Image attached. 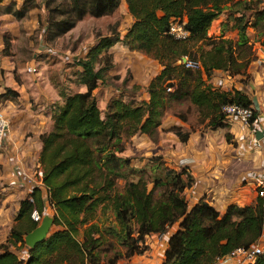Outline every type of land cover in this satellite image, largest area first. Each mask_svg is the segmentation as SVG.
<instances>
[{
	"label": "trees",
	"instance_id": "obj_1",
	"mask_svg": "<svg viewBox=\"0 0 264 264\" xmlns=\"http://www.w3.org/2000/svg\"><path fill=\"white\" fill-rule=\"evenodd\" d=\"M118 2L45 0L50 20L47 26H56L60 34L87 13L93 16L112 13ZM242 2L245 5L251 0H126L128 11L134 18L128 31L121 36L112 29L109 34L100 36L84 58L77 60L81 67L77 71V81L85 86V90L66 96L60 90L65 100L53 110L52 128L40 135L39 161L47 197L38 185H33L30 196L20 201L16 223L7 240L11 244L23 243V235L37 225L31 211L36 208L42 213L47 201L55 208L53 224L61 228L48 230L42 241L28 248L26 259L3 245L0 264H100L99 253L95 251L101 240L94 236L99 231L97 224L92 223L84 230L82 241L75 236L79 214L96 208L98 204L91 200L95 189H86L87 182L98 174L97 190L102 187L112 189L114 181L109 176L127 159L116 156L112 151L111 157L103 161L105 165L98 162L89 138L95 132L108 139L119 137L123 120L131 127L129 134L138 130L152 134L161 123L160 114L163 113L166 96L189 98L214 126L225 124L227 115L223 105L251 106L252 127L251 123L258 116L255 100L241 89L225 90L207 82L215 69L225 70L229 75L245 73L255 58L243 15L235 17L236 39L222 34L215 37L207 34L212 20L224 7L232 6L237 10V5H242ZM262 10L264 12V8ZM14 12L22 15L21 9H14ZM177 17H185L184 26L189 31L188 36L182 39L168 32L171 19ZM117 41L157 59L162 69L149 80L147 100L134 103L115 98L110 112L103 118L93 89L113 66L109 48ZM195 45L202 68L192 70L179 63L178 59L191 54ZM97 62L102 65L96 67ZM168 87L170 89L167 90ZM172 130L181 141L188 138V133L183 132L180 126H173ZM99 149L106 150V147L101 145ZM165 169V181L171 186L159 197H154L153 191L147 189L146 181L141 178L128 180L122 192L115 190L107 195L120 225L116 231L124 243L126 256L144 253L148 248L146 235L165 233L176 223L177 228L169 236L161 264H208L216 256L253 243L264 231V196L257 195L254 204L229 203L223 212L203 198L190 205L182 192L193 183V177L190 174L185 177L184 170ZM132 219L137 223L135 236L131 235ZM73 256L77 259L70 260ZM117 258L108 262L115 264ZM248 264H264V252Z\"/></svg>",
	"mask_w": 264,
	"mask_h": 264
},
{
	"label": "rangeland",
	"instance_id": "obj_2",
	"mask_svg": "<svg viewBox=\"0 0 264 264\" xmlns=\"http://www.w3.org/2000/svg\"><path fill=\"white\" fill-rule=\"evenodd\" d=\"M263 8L264 0H251L245 5L242 2V5H237V10L226 6L212 20L207 31L211 37L222 34L236 39L238 33L233 26L235 17L243 15L255 58L245 73L230 75L235 80L224 85L234 88L237 85L249 96L257 95L259 128L264 127V58L261 56L264 49ZM14 9H21L22 15L19 16ZM133 20L126 0H119L112 13L101 16L87 13L69 30L59 34L56 26H47L50 20L45 0H0V111L8 119L5 140L0 147V251L6 245L18 256L27 258L30 246L25 238L23 243L16 244H11L7 238L16 223L20 201L30 196L33 185H38L44 197H47L39 161L42 147L40 135L52 128L53 110L64 102V97L85 89L77 81V71L81 69L77 60L84 58L100 36L109 34L112 29L123 36ZM197 45L188 56L201 64ZM132 53V62L121 57L114 62L112 54L113 67L105 72L102 81L93 89L103 118L110 112L115 98L134 103L147 100L150 76L162 69L157 59L137 50ZM101 65L96 63V67ZM225 73L228 74L227 71ZM215 80L216 73L212 71L207 82L214 83ZM213 83L214 87L222 86ZM60 90L65 96L60 95ZM164 102L161 123L152 134L140 130L129 134L131 127L122 120L119 137L108 139L100 132L89 137L96 150L95 157L102 165L111 157L112 151L116 156L127 159L115 171L113 168L114 172L109 176L114 181L112 189L105 190L101 186L102 189L97 190L100 182L98 174L87 182L86 189H95L91 200L98 204L96 208L83 210L79 214L75 236L82 241L84 230L92 223L97 224L99 231L94 236L101 240L95 246V251L99 253L100 264H110L108 260L117 256L115 264L120 261L159 264L162 261L165 234L171 232L172 226L165 233L145 236L148 245L145 255H125L124 243L116 231L120 225L107 195L115 190L122 192L128 180L144 179L147 189L153 191L154 197H159L171 186L165 181V167H170L184 170L185 177L187 174L193 177V183L182 192L190 205L203 198L211 204L213 202L223 212L221 203L256 202L257 186L263 175L259 171L264 168V151L254 138L253 127L247 128L245 123L229 116H226L225 124L211 125L208 117L201 114L187 97L166 96ZM173 126H180L183 132L188 133V138L181 141L172 130ZM101 145L106 150L99 149ZM108 168L110 170V165ZM243 190L247 193L244 200L240 196ZM43 213L50 217L49 230L61 228L53 224L55 208L52 205L46 202ZM39 223L41 221L37 225ZM131 225V235L135 236L137 223L134 219ZM75 259L74 256L70 258Z\"/></svg>",
	"mask_w": 264,
	"mask_h": 264
},
{
	"label": "built area",
	"instance_id": "obj_3",
	"mask_svg": "<svg viewBox=\"0 0 264 264\" xmlns=\"http://www.w3.org/2000/svg\"><path fill=\"white\" fill-rule=\"evenodd\" d=\"M185 17L182 18H172L168 32L171 33L176 38H185L188 36L189 31L184 26ZM179 63H182L185 67H192L195 69L201 68V64L197 59L191 58L188 55H183L178 59ZM225 114L229 117H234L250 126V118L252 116L253 110L251 106H243L237 103H227L222 107ZM254 129V138L257 144L264 148V129H262L263 134L261 137H256V129H260L258 126V120L255 119L251 123ZM8 128V119L0 111V147H2L5 134ZM257 195L264 196V175L259 179L257 186ZM48 203V201H47ZM44 216V213H40L36 208L31 211V217L33 220L40 222ZM159 234V233H155ZM264 252V231L261 235L251 244L247 246H238L232 249L228 254L222 256H216L208 264H248L253 262L256 257ZM129 264H144L142 262H131Z\"/></svg>",
	"mask_w": 264,
	"mask_h": 264
},
{
	"label": "crops",
	"instance_id": "obj_4",
	"mask_svg": "<svg viewBox=\"0 0 264 264\" xmlns=\"http://www.w3.org/2000/svg\"><path fill=\"white\" fill-rule=\"evenodd\" d=\"M159 13H161V12H159ZM261 50V49H260ZM134 51H136V50H131V49H129L128 48V46L127 45H125L122 41H117V42H115L110 48H109V52H112V54H113V58H114V62H115V60L116 61H119V59L118 58H122V59H124V60H128V61H130V62H132L133 60H132V57H133V54L134 53H132V52H134ZM261 52H262V54H261V56H263L262 58H264V49H262L261 50ZM158 61V60H157ZM128 64V63H127ZM115 66H117V64L116 65H114V67ZM113 67V66H112ZM226 71H224V70H221V69H215V70H213V74H215L216 73V80L214 81V83L213 84H215L216 86L217 85H222L221 86V88H223V89H225V90H230V89H233L234 87H232V85L230 86V87H227V86H225L224 85V83H226V82H228V81H230V80H235L234 78H231V76L230 75H228V74H226L225 73ZM156 74V73H155ZM154 73L150 76L151 78L155 75ZM149 77V78H150ZM150 78V79H151ZM149 79V80H150ZM149 82V81H148ZM147 82V83H148ZM83 85V84H82ZM236 84H234V86H235ZM236 88H240L239 86L237 87V85L235 86ZM85 90V89H84ZM248 93V92H247ZM249 94V93H248ZM136 96H138V94H136ZM147 97H148V95H147ZM147 97H145V99H147ZM252 99H254L255 100V102L256 103H258L257 102V100H256V97H257V95H252V96H250ZM240 121V120H239ZM241 122V121H240ZM262 122V121H261ZM242 123V122H241ZM264 123V122H263ZM247 126V125H246ZM247 128H250V127H248L247 126ZM262 128H264V127H262ZM262 128H260V129H262ZM258 130V129H257ZM263 149V151H264V148H262ZM260 173H262L263 175H264V168L261 170V171H259ZM247 178V177H246ZM245 178V179H246ZM245 186H243L242 188H244ZM244 191V193H242V192H240V196L242 197V200H244L245 199V193H246V191L245 190H243ZM232 193V192H231ZM247 194V193H246ZM239 195V194H238ZM233 201H228L227 203L225 202V203H221L220 204V208H222L223 209V211L226 209V207H227V205L229 204V203H232ZM235 203H237V204H244V203H241V202H236V201H234ZM212 204L216 207V205L212 202ZM217 208V207H216ZM217 209H219V208H217ZM177 228V223L176 224H174V225H172V230H171V232H169L168 233V235H166L165 234V239H166V242H165V246H164V249H163V251L165 250V248H166V246H167V241H168V239H169V236H170V234L175 230ZM151 234H155V233H151ZM150 234V235H151ZM145 253V252H144ZM144 253H142V254H135V256H143V255H145ZM163 258H164V253L162 254V258H161V260L163 261ZM162 261L159 263V264H161L162 263ZM140 262V261H139ZM131 263V262H130ZM142 263H144V264H146L145 262H142ZM117 264H129V263H121V261L119 262V263H117Z\"/></svg>",
	"mask_w": 264,
	"mask_h": 264
},
{
	"label": "water",
	"instance_id": "obj_5",
	"mask_svg": "<svg viewBox=\"0 0 264 264\" xmlns=\"http://www.w3.org/2000/svg\"><path fill=\"white\" fill-rule=\"evenodd\" d=\"M262 134V129L256 130V137H261ZM49 218L50 217H48V215H44L41 220V223L36 225L32 230L25 234V242L30 247H33L45 238L51 224V220Z\"/></svg>",
	"mask_w": 264,
	"mask_h": 264
}]
</instances>
